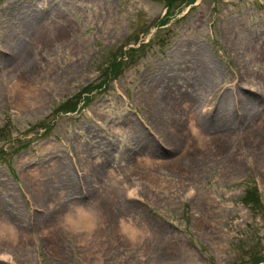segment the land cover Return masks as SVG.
<instances>
[{"label":"rangeland","instance_id":"1","mask_svg":"<svg viewBox=\"0 0 264 264\" xmlns=\"http://www.w3.org/2000/svg\"><path fill=\"white\" fill-rule=\"evenodd\" d=\"M0 223V264H264V0H0Z\"/></svg>","mask_w":264,"mask_h":264},{"label":"bare ground","instance_id":"2","mask_svg":"<svg viewBox=\"0 0 264 264\" xmlns=\"http://www.w3.org/2000/svg\"><path fill=\"white\" fill-rule=\"evenodd\" d=\"M41 27L44 28V25H41ZM44 30H46V29H43L42 32L39 33L38 39H43L45 41H47V40L50 41L51 37L49 35V32L44 33ZM60 35H62V33L59 34V35H56L54 37V39L55 40L58 39V36H60ZM29 49L30 48L28 46L22 45V48H21V51H20L22 56L17 61L18 66H26L25 64L27 63V60H26L25 57L29 53ZM32 69H34V67L29 66L26 69L27 71L25 70L22 73L23 77H25L28 74V72H31L30 70H32ZM21 81H22V79L18 78V80L15 83H13V85H11V90H10L12 94L16 92V93L21 95V98L17 100L19 106L21 105V103L23 101H26L28 99V95L27 94L30 91H32V87L30 85L29 86H23L21 84ZM186 100H188V97H187ZM192 129H193V131L197 130V128L194 127V126L192 127ZM226 131H228V130H226ZM225 135H227V133H225ZM33 174L35 176H37V172L34 171ZM83 175H84V173H83ZM65 180H66L67 186L70 187V185L72 183L71 182V178L70 179L66 178ZM63 183H65V182H63ZM98 203H99V206H100V208H99L100 213L101 214L104 213V215H103L104 218L102 219L103 221L100 223L101 224L100 225L101 229H103V228L106 229L108 224L111 222L110 225H112V224L114 225L113 231H115L116 233H118L119 231L126 232L127 234H129L134 239V242L136 243V245H140L141 243H143V244L145 243L144 241L146 240V236H145V234L143 232L144 230H142L143 227H138L136 225H133V224H131L129 222H125L123 220L119 221L118 218L116 216H114V213H113V210H112V203L110 201H107V197L106 196L105 197H103V196L99 197L98 198ZM96 217H95L93 211H89V210H81L80 211V210H78L77 213H75V212L67 213L66 217H65V220L67 221V223L69 222L68 223V227L71 230L73 229V231H75V232H77V231H82L83 233L85 232V234H82V237L83 238H87L88 234H89V229L91 228V226L94 225ZM45 230H46V232L48 231L47 228ZM46 232L43 231L44 234ZM6 237H10L12 240L16 241L17 238H18L16 229L14 228V226H12L9 223H0V240L2 241ZM8 262H10V261H8Z\"/></svg>","mask_w":264,"mask_h":264},{"label":"trees","instance_id":"3","mask_svg":"<svg viewBox=\"0 0 264 264\" xmlns=\"http://www.w3.org/2000/svg\"><path fill=\"white\" fill-rule=\"evenodd\" d=\"M257 198H258V197H257L256 195H253V196H252V200L254 201L253 204H252V207L255 206V203L257 202Z\"/></svg>","mask_w":264,"mask_h":264}]
</instances>
